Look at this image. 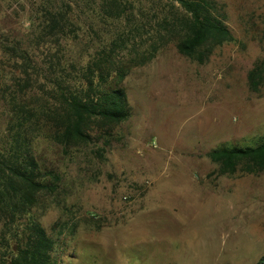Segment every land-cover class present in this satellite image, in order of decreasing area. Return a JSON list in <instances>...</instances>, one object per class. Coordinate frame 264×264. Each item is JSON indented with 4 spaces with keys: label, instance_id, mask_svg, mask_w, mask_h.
<instances>
[{
    "label": "rangeland",
    "instance_id": "1",
    "mask_svg": "<svg viewBox=\"0 0 264 264\" xmlns=\"http://www.w3.org/2000/svg\"><path fill=\"white\" fill-rule=\"evenodd\" d=\"M43 1L0 0V35L27 32ZM221 4L234 41L205 64L170 43L132 70L122 84L132 116L110 136L69 149L35 143L42 172L57 177L47 176L34 210L58 241L54 264H258L264 256V174L221 175L208 156L264 141V86L252 92L248 82L264 59V0ZM7 110L0 100V139Z\"/></svg>",
    "mask_w": 264,
    "mask_h": 264
},
{
    "label": "trees",
    "instance_id": "2",
    "mask_svg": "<svg viewBox=\"0 0 264 264\" xmlns=\"http://www.w3.org/2000/svg\"><path fill=\"white\" fill-rule=\"evenodd\" d=\"M154 22L148 25V19ZM25 33L0 35V86L7 134L0 139V264H54L58 241L34 214L50 189L35 156L46 139L65 149L110 136L132 108L122 86L135 68L168 44L199 64L234 41L221 0H47L30 14ZM264 86V59L248 77ZM221 175L264 174V141L222 145L209 155ZM258 264H264V256Z\"/></svg>",
    "mask_w": 264,
    "mask_h": 264
}]
</instances>
